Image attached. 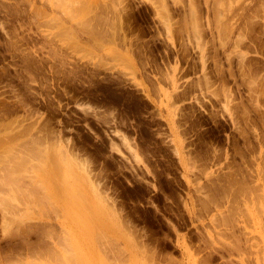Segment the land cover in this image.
I'll list each match as a JSON object with an SVG mask.
<instances>
[{"label": "rangeland", "instance_id": "obj_1", "mask_svg": "<svg viewBox=\"0 0 264 264\" xmlns=\"http://www.w3.org/2000/svg\"><path fill=\"white\" fill-rule=\"evenodd\" d=\"M0 202V264H264V0H0Z\"/></svg>", "mask_w": 264, "mask_h": 264}, {"label": "bare ground", "instance_id": "obj_2", "mask_svg": "<svg viewBox=\"0 0 264 264\" xmlns=\"http://www.w3.org/2000/svg\"><path fill=\"white\" fill-rule=\"evenodd\" d=\"M61 1H62V0H61ZM59 4H60V3H59ZM95 4H96V3H95ZM85 8H86V7H85ZM71 9H72V8H71ZM78 9H79V8H78ZM83 10H84V9H83ZM78 13H79V11H78ZM3 138H4V137H3ZM1 139H2V138H1ZM32 147H33V146H32ZM49 150H50V149H49ZM9 152H10V151H9ZM31 152H32V151H31ZM35 152H36V151H35ZM50 152H51V151H50ZM4 153H5V152H4ZM29 153H30V152H29ZM32 153H33V152H32ZM7 154H8V153H7ZM40 154H41V153H40ZM8 155H10V154H8ZM8 155H7V156H8ZM5 156H6V155H5ZM38 156H39V155H38ZM52 156H53V155H52ZM40 157H41V155H40ZM40 157H39V158H40ZM1 160H3V159L1 158ZM35 160H37V159H35ZM38 160H39V159H38ZM2 162H3V161H2ZM6 163H7V162H6ZM35 163H36V162H35ZM52 163H53V162H52ZM52 163H51V165H52ZM10 164H12V163L10 162ZM3 165H5V164H3ZM12 165H13V164H12ZM54 165H55V164H54ZM38 166H41V165H37V167H36L37 169H39ZM56 166H57V165H56ZM16 167H17V166H16ZM18 167H19V166H18ZM50 167H51V166H50ZM13 168H14V167H13ZM19 168H20V167H19ZM40 168H41V167H40ZM51 168H52V167H51ZM51 168H50V170H51V172L53 173V171H52L53 169H51ZM14 169H15V168H14ZM33 169H34V166H33ZM68 169H70V168H68ZM35 170H36V169H35ZM44 170H45V169H44ZM5 171H6V170H5ZM48 171H49V170H48ZM57 171H58V169H57ZM69 171H70V170H69ZM49 172H50V171H49ZM2 173H3V172H2ZM41 173H42V175H43V170L41 171ZM47 173H48V172H47ZM54 173H55V172H54ZM56 173H57V172H56ZM59 173H60V172H59ZM5 174H6V173H5ZM10 174H12V173H10ZM10 174H9V175H10ZM22 174H23V173H22ZM48 174H49V173H48ZM48 174H47V175H48ZM12 175H13V174H12ZM36 175H37V174H36ZM38 175H39V174H38ZM7 176H8V175H7ZM7 176H6V177H7ZM43 176H44V175H43ZM4 177H5V176H4ZM10 177H11V176H10ZM19 177H20V176H19ZM32 177H33V176H32ZM49 177H50V176H49ZM63 177H65V176L63 175ZM14 178H15V176H14ZM21 178H22V177H21ZM21 178H20V179H21ZM30 178H31V177H30ZM41 178H42V177H41ZM18 179H19V178H18ZM54 179H55V178H54ZM59 179H60V178H59ZM64 179H66V177H65ZM3 180H4V179H3ZM7 180H8V179H7ZM9 180H10V179H9ZM14 180H15V179H14ZM14 180H13V182H15ZM39 180H40V179H39ZM41 180H42V179H41ZM45 180H46V179H45ZM45 180H44V181H45ZM21 181H22V180H21ZM32 181H33V180H32ZM62 181H63V180H62ZM64 181H65V180H64ZM15 183H16V182H15ZM25 183H26V182H25ZM30 183H31V182H30ZM35 183H36V182H35ZM42 183H43V181H42ZM44 183H45V182H44ZM16 184H17V183H16ZM52 184H53V183H52ZM52 184H51V185H52ZM57 184H59V183H57ZM66 184H67V182H65V185H66ZM5 185H6V184H5ZM8 185H9V184H8ZM24 185H25V184H24ZM67 185H69V184H67ZM20 186H22V185H20ZM42 186H43V185H42ZM13 187H14V186H13ZM18 187H19V186H18ZM25 187H26V185L24 186V188H25ZM28 187H29V186H28ZM31 187H32V186H31ZM31 187H30V188H31ZM39 187H40V186H39ZM67 187H68V186H67ZM19 188H20V187H19ZM42 188H43V187H42ZM14 189H15V188H14ZM43 189H44V188H43ZM68 189H69V188H67L66 191H67ZM15 190H16V189H15ZM15 190H14V192H15ZM17 190H18V189H17ZM35 191H36V190H35ZM73 191H75V190H73ZM7 192H8V191H7ZM11 192H12V191H11ZM18 192H19V190H18ZM21 192H22V191H21ZM21 192H20V193H21ZM23 192H24V190H23ZM29 192H30V191H29ZM5 193H6V192H5ZM20 193H19V194H20ZM24 193H26V192H24ZM24 193H23V194H24ZM31 193H32V192H31ZM42 193H43V192H42ZM42 193H41V194H42ZM44 193H45V192H44ZM71 193H72V192H71ZM8 194H10V193H8ZM11 194H12V193H11ZM27 194H28V193H27ZM59 194H60V193H59ZM67 194H68V192H67ZM24 195H26V194H24ZM29 195H30V194H29ZM37 195H38V194H37ZM39 195H40V194H39ZM68 195H69V194H68ZM9 196H10V195H9ZM18 196H19V195H18ZM73 196H74V195L72 194V198H73ZM10 197H11V196H10ZM22 197H23V196H22ZM14 198H15V197H14ZM24 198H25V197H24ZM27 198H28V197H27ZM3 199H6V198H2V200H3ZM7 199H8V197H7ZM12 199H13V198H12ZM20 199H21V198H20ZM20 199H19V200H20ZM22 199H23V198H22ZM68 199H69V197H68ZM15 200H16V199H15ZM44 200H45V199H44ZM84 200H85V199H84ZM86 200H87V198H86ZM8 201H9V200H8ZM37 201H38V200H37ZM76 201H77V200H76ZM6 202H7V201H6ZM6 202H5V203H6ZM9 202H10V201H9ZM12 202H14V203L16 202V203H17V201H12ZM41 202H42V201H41ZM85 202H87V201H85ZM0 203H3V202H0ZM14 203H13V204H14ZM16 203H15V204H16ZM38 203H39V202H38ZM38 203H37V204H38ZM49 203H50V202H49ZM51 203H52V201H51ZM77 203H78V202H77ZM82 203H83V200H82ZM10 204H11V203H10ZM41 204H42V203H41ZM43 204H44V203H43ZM43 204H42V205H43ZM86 204H87V203H86ZM6 205H7V204H6ZM11 205H12V204H11ZM11 205H10V206H11ZM52 205H53V204H52ZM78 205H79V203H78ZM0 206H1V205H0ZM7 206H8V205H7ZM13 206H14V205H13ZM13 206H12V207H13ZM15 206H16V205H15ZM15 206H14V207H15ZM39 206L41 207V205H39ZM8 207H9V206H8ZM17 207H18V206H17ZM5 208H6V207H5ZM41 208H42V207H41ZM43 208H44V207H43ZM88 208H89V207H88ZM1 209H2V208H1ZM44 209H45V208H44ZM52 209H53V208H52ZM89 209H90V208H89ZM9 210H10V209H9ZM11 210H12V209H11ZM81 210H82V209H81ZM87 211H88V209H87ZM2 212H4V211H2ZM8 212H9V211H8ZM11 212H12V211H11ZM13 212H14V211H13ZM18 212H19V211H18ZM47 212H49V211H47ZM47 212H46V214H47ZM50 212H51V211H50ZM50 212H49V213H50ZM5 213H6V211H5ZM86 214H87V213H86ZM90 214H91V213H90ZM90 214L88 213L87 215L89 216ZM93 214H94V213H93ZM7 215H8V214H7ZM4 216H5V214H4ZM86 217H87V216H86ZM91 217H92V215H91ZM8 218H9V217H8ZM87 218H88V217H87ZM12 219H13V218H12ZM92 219H93V218H92ZM89 220H91V219H89ZM2 221H3V220H2ZM16 222H17V221H16ZM19 222H20V221H19ZM19 222H17V223H19ZM96 222H97V221H96ZM2 223H3V222H2ZM92 223H93V222H91V225H93L95 222H94L93 224H92ZM5 225H6V222H5ZM22 225H23V224H22ZM94 225H95V224H94ZM1 227H2V226H1ZM3 227H4V226H3ZM6 227H7V225H6ZM6 227H5V228H6ZM21 227H22V226H21ZM89 227H91V226H89ZM16 228H17V227H16ZM22 228H23V227H22ZM19 229H20V228H19ZM24 229H25V228H24ZM3 230H5V229L3 228ZM22 230H23V229H22ZM94 230H95V229H94ZM95 231H96V230H95ZM5 232H6V231H5ZM8 232H10V231H8ZM18 232H19V231H18ZM97 232H98V231H97ZM19 233H20V232H19ZM94 234H95V233H94ZM101 234H102V233H101ZM97 235H98V234H97ZM103 236H104V235H103ZM99 237H100V236H99ZM101 237H102V236H101ZM96 242H97V241H96ZM100 243H101V242H100ZM68 244H69V243H68ZM72 244H73V243H72ZM98 244H99V243H98ZM69 245H71V244H69ZM99 245H100V244H99ZM68 247H70V248L72 249V248L74 247V244H73V246H68ZM97 247H98V246H97ZM74 248H76V247H74ZM46 251H47V249H46ZM70 251H71V250H70ZM76 252H77V253H76ZM76 252H75V253H76V255H77V254L79 253V251L77 250ZM67 254H68V253H67ZM56 255H57V254H56ZM79 255H80V254H79ZM73 256H74V252H73ZM73 256H70V255H69L68 257L66 256V260H65V261H66V264H71V262H72V264H77V263L79 262V261H77V260H78V259H77L78 257L76 256V257H77V258H76L75 256H74V257H73ZM63 259H64V258H63ZM79 259H80V258H79ZM59 261H60V260H59ZM59 261H58V262H59ZM80 261H81V260H80ZM83 261H84V260H83ZM83 261H81V262L83 263ZM0 262H1V261H0ZM52 262H53V261H52ZM12 264H13V263H12ZM19 264H20V263H19ZM85 264H86V263H85Z\"/></svg>", "mask_w": 264, "mask_h": 264}]
</instances>
